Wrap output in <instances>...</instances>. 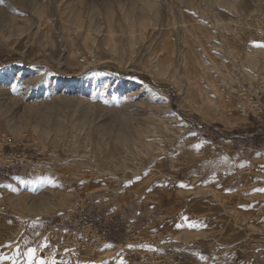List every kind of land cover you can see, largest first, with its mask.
<instances>
[{
    "label": "rangeland",
    "instance_id": "374dc122",
    "mask_svg": "<svg viewBox=\"0 0 264 264\" xmlns=\"http://www.w3.org/2000/svg\"><path fill=\"white\" fill-rule=\"evenodd\" d=\"M254 42L264 0H0V264H264Z\"/></svg>",
    "mask_w": 264,
    "mask_h": 264
},
{
    "label": "bare ground",
    "instance_id": "6f19581e",
    "mask_svg": "<svg viewBox=\"0 0 264 264\" xmlns=\"http://www.w3.org/2000/svg\"><path fill=\"white\" fill-rule=\"evenodd\" d=\"M197 20V19H196ZM206 20V19H205ZM198 22V21H197ZM195 24V23H194ZM204 23H202V24H198L197 23V25H203ZM212 24V23H211ZM188 27V26H187ZM198 28V27H197ZM201 28V27H200ZM226 28V27H225ZM171 30V29H170ZM207 30V28L205 29V31ZM227 31V30H226ZM207 32V31H206ZM211 33V32H210ZM226 33V32H225ZM229 33V32H228ZM223 34V33H222ZM211 37H213L211 34L209 35L208 33H206V35H205V40H207L208 42H209V40H211L210 38ZM230 38V37H229ZM199 39V40H198ZM179 40V39H178ZM180 41V40H179ZM197 41L199 42L200 41V44L201 45H199V49L197 50V48H194V49H196L193 53H188V56H186L187 54V48H186V46H187V44H188V42H186V41H184V43H183V45L185 46L184 48H182L181 49V51L180 50H178V48H179V46H178V43H176V42H174L173 40H171V41H169L168 42V50L169 51H167V52H179L180 53V55H182V57L184 58V61L183 62H185V72H187L189 75L191 74L193 77L195 76V77H197V78H199V77H205L206 79H207V81L209 80V78H208V72L211 70V66H209L208 65V61H207V57H206V55H208V53H207V47H205V45H204V43L202 42L201 43V41L202 40H200V38L198 37L197 38ZM213 42V41H212ZM221 42L223 43V41L221 40ZM199 44V43H198ZM211 44V43H210ZM209 45V44H208ZM219 45H221V44H219ZM213 46H215V45H213ZM212 46V48H211V50H213L215 47H213ZM210 47V46H209ZM208 47V48H209ZM219 48V47H218ZM209 50H210V48H209ZM216 50V48L214 49V51ZM216 52V51H215ZM210 53V52H209ZM170 55V54H169ZM222 55V54H221ZM220 55V56H221ZM209 56H210V54H209ZM171 58V57H170ZM213 58V57H212ZM212 58L210 59L211 61H212ZM183 60V59H182ZM209 60V59H208ZM209 60V61H210ZM214 61V60H213ZM212 61V62H213ZM214 63H216V62H214ZM169 66V65H168ZM171 67V66H170ZM213 70H215V69H213ZM215 72L217 73V72H219V70H215ZM179 74V73H178ZM219 74V73H218ZM217 74V75H218ZM196 79V78H195ZM194 81V80H193ZM197 81V80H196ZM24 82V81H23ZM214 82H215V80H214ZM198 84H200L199 83V80H198ZM48 85V84H47ZM211 85V84H210ZM164 100V99H163ZM164 103H165V101H164ZM166 109H168V107L166 108ZM167 111V110H166ZM125 127V126H124ZM125 132V131H124ZM132 133V132H131ZM140 133V132H139ZM139 133H138V135H139ZM122 135V134H121ZM135 136V135H134ZM125 138V137H124ZM123 138V139H124ZM134 140V139H133ZM137 140V139H136ZM135 140V141H136ZM130 144V143H129ZM149 144V143H148ZM132 146V145H131ZM142 152V151H141ZM211 194V193H210ZM214 197V196H213ZM216 198V197H215ZM217 199H220V200H222L221 198H219V197H217ZM214 201V200H213ZM210 202V201H209ZM217 202V201H216ZM221 202V201H220ZM221 204V203H220ZM224 205V203L222 204V206ZM224 208V212H226V213H230V214H234V212H236V211H231V209H228L227 208V205L225 204V206L223 207ZM199 212H203V211H201V210H199ZM239 213V212H238ZM228 215V214H227ZM237 215V214H236ZM230 216V215H229ZM231 220H232V218H231ZM235 220H236V218H235ZM234 220V221H235ZM116 251V250H115ZM115 251H114V253H115Z\"/></svg>",
    "mask_w": 264,
    "mask_h": 264
},
{
    "label": "built area",
    "instance_id": "2783aa9c",
    "mask_svg": "<svg viewBox=\"0 0 264 264\" xmlns=\"http://www.w3.org/2000/svg\"><path fill=\"white\" fill-rule=\"evenodd\" d=\"M261 87H264V79L261 82ZM242 90L243 89H241V91H239L238 93L239 94L243 93ZM253 106L255 108H259V111L262 112V105L259 106V103H256V104H253ZM90 230L91 229H89L87 231V234L91 233V234L88 235V238H91V239H87V240H91L90 243H95V246H97L98 242H100L99 243V247H101L103 245V243H105V241L101 238V235L98 233V231L93 229V231L89 232ZM78 236H79L78 231H73V230L66 229L65 232H64V235H63V237L66 238V245L65 246H68V245L69 246H76L77 243H74V242H77V237ZM87 243H88V241H87ZM84 246L85 245L83 244V247ZM83 247H82V250H83ZM84 251H85V253H88L87 256L92 255V252L87 251L85 249H84ZM158 256H159V254H155L154 255L155 258H157Z\"/></svg>",
    "mask_w": 264,
    "mask_h": 264
},
{
    "label": "snow or ice",
    "instance_id": "6c2138e0",
    "mask_svg": "<svg viewBox=\"0 0 264 264\" xmlns=\"http://www.w3.org/2000/svg\"><path fill=\"white\" fill-rule=\"evenodd\" d=\"M256 44V46L258 47H264V43H258V42H254ZM196 147H199V145H197ZM21 183H25V181L21 180ZM184 186V185H182ZM260 191H264V189H260ZM193 227H195L196 225L193 224L191 225ZM179 227V225H178ZM25 243H28L27 241H25ZM41 247H47V244L45 243L44 245H42ZM37 253V249L36 248H32L29 247L27 249V252L25 253V255L27 256V260H28V264H56V261L53 259L50 262L46 259H40L36 256ZM16 255H19V246L17 245V252ZM4 259H11L13 261V264H16V258L15 256L13 257H3ZM203 259V257H201Z\"/></svg>",
    "mask_w": 264,
    "mask_h": 264
},
{
    "label": "crops",
    "instance_id": "0c3cea01",
    "mask_svg": "<svg viewBox=\"0 0 264 264\" xmlns=\"http://www.w3.org/2000/svg\"><path fill=\"white\" fill-rule=\"evenodd\" d=\"M262 143H263V142H262ZM115 211H117V210H115ZM121 219H125V216H122ZM119 221H120L119 219H116V221L114 222V224L119 223ZM118 227H120V226L117 225V226H116V229H118Z\"/></svg>",
    "mask_w": 264,
    "mask_h": 264
},
{
    "label": "trees",
    "instance_id": "16d2710c",
    "mask_svg": "<svg viewBox=\"0 0 264 264\" xmlns=\"http://www.w3.org/2000/svg\"><path fill=\"white\" fill-rule=\"evenodd\" d=\"M143 77V76H142ZM144 77H146V76H144ZM174 110H175V107H174ZM177 110V109H176ZM201 127H206V125L204 126V124L201 126ZM256 136H258V138L257 139H259L260 137H261V135L260 134H258V135H256ZM256 141V140H255ZM260 140H257L256 141V144H257V142H259Z\"/></svg>",
    "mask_w": 264,
    "mask_h": 264
}]
</instances>
